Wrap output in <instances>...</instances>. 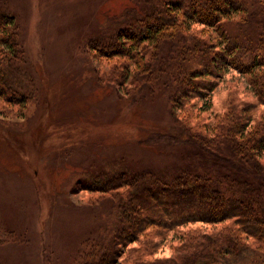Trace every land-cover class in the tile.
Instances as JSON below:
<instances>
[{
  "label": "trees",
  "instance_id": "16d2710c",
  "mask_svg": "<svg viewBox=\"0 0 264 264\" xmlns=\"http://www.w3.org/2000/svg\"><path fill=\"white\" fill-rule=\"evenodd\" d=\"M7 1L0 99L28 107L33 89L17 71L25 51ZM130 1L87 43L97 79L131 96L159 94L174 133L155 139L200 160L83 178L80 189L110 208L69 264H264V0Z\"/></svg>",
  "mask_w": 264,
  "mask_h": 264
},
{
  "label": "rangeland",
  "instance_id": "374dc122",
  "mask_svg": "<svg viewBox=\"0 0 264 264\" xmlns=\"http://www.w3.org/2000/svg\"><path fill=\"white\" fill-rule=\"evenodd\" d=\"M133 6L130 0H8L2 7L20 27L25 59L17 71L34 98L28 107L0 99V264L70 263L110 208L96 204L101 194L80 189L83 178L200 160L188 146L162 147L155 139L174 133L159 94L131 96L97 79L100 64L90 60L87 43Z\"/></svg>",
  "mask_w": 264,
  "mask_h": 264
}]
</instances>
